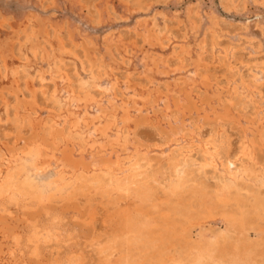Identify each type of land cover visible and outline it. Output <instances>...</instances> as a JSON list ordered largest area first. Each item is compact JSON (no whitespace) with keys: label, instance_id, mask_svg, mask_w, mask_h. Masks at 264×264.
Returning <instances> with one entry per match:
<instances>
[{"label":"rangeland","instance_id":"374dc122","mask_svg":"<svg viewBox=\"0 0 264 264\" xmlns=\"http://www.w3.org/2000/svg\"><path fill=\"white\" fill-rule=\"evenodd\" d=\"M68 96L84 103L72 106ZM72 117L82 121L76 129ZM51 138L58 148L74 149L86 171L38 168L40 154L54 153ZM117 157L123 164L114 171ZM263 175L264 0H0V264H220L223 242L228 255L246 247L251 264H264L257 250L264 247V209L254 206L264 198ZM237 210L248 211L246 228L226 219Z\"/></svg>","mask_w":264,"mask_h":264},{"label":"bare ground","instance_id":"6f19581e","mask_svg":"<svg viewBox=\"0 0 264 264\" xmlns=\"http://www.w3.org/2000/svg\"><path fill=\"white\" fill-rule=\"evenodd\" d=\"M257 1V0H256ZM138 2V1H137ZM224 2V1H223ZM74 3V2H73ZM240 3V2H239ZM79 4V3H78ZM125 4V3H124ZM101 6V5H100ZM127 6H124V7H122V8H126ZM149 8V7H148ZM99 9H100V7H99ZM101 11V10H100ZM81 12V11H80ZM117 12V11H116ZM123 12V11H122ZM103 13V12H102ZM101 13V14H102ZM200 13V12H199ZM120 14V13H119ZM126 16V15H125ZM127 18V17H126ZM164 18V17H163ZM175 18V17H174ZM140 19H142V17L140 18ZM210 19V18H209ZM177 20V19H176ZM185 20V19H184ZM211 20V19H210ZM88 21V20H87ZM100 22V21H99ZM91 23V22H90ZM141 22L139 21V22H137V25H139L140 26V28L141 27H143V26H147V25H143V24H140ZM145 23V22H144ZM170 23V22H169ZM193 24V23H192ZM135 25V24H134ZM185 26V25H184ZM45 27H46V25H45ZM133 27V26H132ZM150 27V26H149ZM156 27V26H155ZM195 27V26H194ZM45 29V28H44ZM142 29V28H141ZM136 30V29H135ZM140 30V29H139ZM153 30V29H152ZM143 31V30H142ZM142 31H140V32H142ZM154 32V31H153ZM57 33V32H56ZM148 33V32H147ZM116 34V33H115ZM137 34H138V32H137ZM153 34H155V33H152L151 35H153ZM168 34V33H167ZM120 35V34H119ZM139 35H141V34H139ZM143 35V39H144V43H147L148 41H147V39H148V35L146 36V35H144V34H142ZM106 36H108V35H106ZM110 37V36H109ZM111 37H112V35H111ZM116 37V36H115ZM141 38H142V36H140ZM184 37V36H183ZM149 38H152V36H150ZM247 38V37H246ZM109 39V38H108ZM112 39V38H111ZM111 39H110V42H111ZM114 39V38H113ZM153 39V38H152ZM152 39H150V41H152ZM155 39H157V38H154V40ZM169 39H171V38H169ZM208 40V39H207ZM107 41V40H106ZM115 41H118V40H115ZM156 41V40H155ZM158 41V40H157ZM105 42V41H104ZM103 42V43H104ZM119 42H120V40H119ZM107 43H108V41H107ZM112 43H113V40H112ZM151 43V42H150ZM108 44H110V43H108ZM114 44V43H113ZM153 43H151V45H152ZM62 45V44H61ZM106 45V44H105ZM153 45H155V44H153ZM152 45V46H153ZM176 45V44H175ZM179 45H181V44H179ZM204 45V44H203ZM160 46V45H159ZM158 46V47H159ZM164 46V45H163ZM163 46H161V47H163ZM209 46V45H208ZM3 47H4V45H3ZM2 47V48H3ZM123 47V46H122ZM141 47H142V45H141ZM154 47V46H153ZM61 48V47H60ZM128 48V47H127ZM140 48V47H139ZM141 49V48H140ZM181 49V48H180ZM108 50V49H107ZM137 50V49H136ZM177 50V49H176ZM182 50V49H181ZM113 51H114V49H113ZM173 51V50H172ZM180 51V50H179ZM3 52V51H2ZM85 52V51H84ZM108 52H110V51H108ZM132 52V51H131ZM154 52V51H153ZM159 52V51H158ZM180 52H182V51H180ZM233 52V51H232ZM111 53V52H110ZM125 53H127V49L125 50ZM133 53V52H132ZM155 53H156V51H155ZM123 54V53H122ZM138 54H140V53H138ZM146 53H144V54H142L141 56H143V55H145ZM157 54V53H156ZM176 54V53H175ZM219 54V53H218ZM48 55V54H47ZM111 55H113V54H111ZM127 55V54H126ZM147 55V54H146ZM151 54H149V56H150ZM158 55H160V54H158ZM184 55V54H183ZM129 56V55H128ZM249 56V55H248ZM35 57V56H34ZM125 57V56H124ZM131 57V56H130ZM134 57H137V54L136 53H134ZM133 57V58H134ZM148 57V56H147ZM115 58V57H114ZM157 58V57H156ZM126 59V58H125ZM130 59V58H129ZM153 59H155L154 57H153ZM179 59V58H178ZM185 59V58H184ZM207 59V58H206ZM2 60V59H1ZM103 60V59H102ZM138 61H140L139 63L143 66V69L144 70H146V71H148L149 70V64L148 63H145L144 61V59L142 58L141 60H139L138 59ZM152 61V60H151ZM199 61V60H198ZM137 62V61H136ZM147 62V61H146ZM161 62H163V61H161ZM173 62V61H172ZM175 62V61H174ZM80 63V62H79ZM153 63V62H152ZM157 64H159V62H156ZM184 63V62H183ZM193 63V62H192ZM241 63V62H240ZM122 65H124L123 63H121ZM140 64H139V66H140ZM164 64V63H163ZM181 64V63H180ZM4 65V64H3ZM165 65V64H164ZM164 65H162V66H164ZM176 65V64H175ZM196 65V64H195ZM198 65V64H197ZM109 66V65H108ZM137 66V65H136ZM153 66V65H152ZM158 67H159V65H157ZM200 66V65H199ZM6 66H4V68H5ZM154 67V66H153ZM164 67H166V65L164 66ZM111 68V67H110ZM138 68H141V67H137V70H138ZM156 68V67H155ZM160 68V67H159ZM195 67L193 66V69H194ZM102 69V68H101ZM175 69V68H174ZM107 70V69H106ZM112 70V69H111ZM160 70V69H159ZM165 70V69H164ZM199 70V69H198ZM103 71V70H102ZM172 71V70H171ZM173 71H175V70H173ZM179 71L180 72H182L180 69H179ZM183 71H184V69H183ZM193 71V70H192ZM194 71H195V69H194ZM194 71L193 72H191V74L192 73H194ZM85 72V71H84ZM101 72V71H100ZM111 73H113V72H111ZM153 73V72H152ZM174 73V72H173ZM177 73V72H176ZM179 73V72H178ZM183 73V72H182ZM189 73V72H188ZM99 74V73H98ZM114 74V73H113ZM112 74V75H113ZM149 74V73H148ZM157 74V73H156ZM168 74V73H167ZM247 74V73H246ZM116 75V74H115ZM143 75V74H142ZM149 75H151V73L149 74ZM162 75H164V74H162ZM179 75V74H178ZM196 75V74H195ZM92 76V75H91ZM153 76V75H152ZM187 76V75H186ZM192 76V75H191ZM246 76V75H245ZM128 77H130L129 76V74H128ZM183 77V76H182ZM182 77H180V78H182ZM189 77V76H188ZM195 77V76H194ZM111 78V77H110ZM190 78V77H189ZM222 78H224V77H222ZM106 79V78H105ZM115 79V78H114ZM183 79V78H182ZM191 79V78H190ZM196 79V78H195ZM153 80V79H152ZM193 80V79H192ZM191 80V81H192ZM106 81V80H105ZM110 81H112L113 82V80H111L110 79ZM125 81V80H124ZM147 81V80H146ZM184 81H186V80H184ZM242 81V80H241ZM251 81V80H250ZM71 82V81H70ZM103 82V81H102ZM136 82V81H135ZM187 82L188 81H186V84H185V86H188L187 85ZM207 82V81H206ZM244 82H245V80H244ZM152 83V82H151ZM155 83V82H154ZM156 83H157V81H156ZM185 83V82H184ZM215 83V82H214ZM241 83H243V82H241ZM106 84V83H105ZM108 84H112V83H108ZM153 84V83H152ZM189 84V83H188ZM217 84V83H216ZM258 84V83H257ZM114 85V84H113ZM174 85V84H173ZM195 85V84H194ZM229 85V84H228ZM255 85V84H254ZM78 86V85H77ZM116 86V85H115ZM125 86H126V84H125ZM253 86V85H252ZM127 87H128V85H127ZM169 87H171V86H169ZM189 87V86H188ZM187 87V88H188ZM192 87V86H191ZM195 87H197V85H195ZM233 87V86H232ZM245 87V86H244ZM256 87V86H255ZM79 88V87H78ZM111 88H112V86H111ZM186 88V87H185ZM198 88V87H197ZM110 89V88H109ZM189 89V88H188ZM247 89H248V87H247ZM114 90V89H113ZM124 91L126 90V89H123ZM128 90L129 89H127V91H125L126 93L128 92ZM224 90V89H223ZM253 90H255V89H253ZM56 91V90H55ZM110 91H112V89L110 90ZM170 91V90H169ZM187 91V90H186ZM185 91V92H186ZM190 91V90H189ZM57 92V91H56ZM69 92V91H68ZM67 92V93H68ZM113 92V91H112ZM133 92V91H132ZM178 92V91H177ZM258 92V91H257ZM34 93V92H33ZM55 93V92H54ZM58 93V92H57ZM67 93H65L66 95H68ZM85 93V92H84ZM170 93V92H169ZM229 93V92H228ZM52 94H53V92H52ZM172 94V93H171ZM188 94V93H187ZM62 95V94H61ZM104 95V94H103ZM127 95V94H126ZM131 95V94H130ZM134 95V94H133ZM136 95V94H135ZM159 95V94H158ZM190 95H192L191 93H190ZM196 95V94H195ZM247 95V94H246ZM49 96V95H48ZM90 96V95H89ZM128 96H129V94H128ZM249 96H251V95H249ZM255 96V95H254ZM68 97H71L70 98V101H69V103L68 104H70V105H72V106H76V107H80L83 103H84V101H83V99L82 98H80L79 96H68ZM132 98H134L135 96H131ZM191 97H193V96H191ZM262 97V96H261ZM61 98H63V97H61ZM88 98V97H87ZM116 98V97H115ZM131 98V99H132ZM189 98V97H188ZM254 98V97H253ZM86 99V98H85ZM90 99H92V100H94L93 98H91L90 97ZM129 99H130V97H129ZM159 99V98H158ZM164 99V98H163ZM162 99V100H163ZM248 99V98H247ZM252 99V98H251ZM255 99V98H254ZM63 100H64V98H63ZM112 100V99H111ZM143 100H144V98H143ZM54 101V100H53ZM68 101V100H67ZM89 102V104H90V100H88ZM142 101V100H141ZM157 101V100H156ZM168 101V100H167ZM56 102V101H55ZM86 102V101H85ZM97 102V101H96ZM112 102V101H111ZM224 102V101H223ZM244 102V101H243ZM94 103V102H93ZM99 103V102H98ZM110 103V102H109ZM116 103V102H115ZM114 103V104H115ZM121 103H123V102H121ZM172 103V102H171ZM95 104H97V103H95ZM95 104H94V106H95ZM130 104V103H129ZM48 105V104H47ZM54 105H55V103H54ZM91 105V104H90ZM100 105H101V103H100ZM134 105H135V103H134ZM170 105V104H169ZM224 105V104H223ZM246 105V104H245ZM86 107H88L87 105H85ZM126 105H124V106H122V107H125ZM181 106V105H180ZM36 107V106H35ZM49 107H50V105H49ZM61 107V106H60ZM84 107V106H83ZM82 107V108H83ZM89 107H91V106H89ZM92 107H93V105H92ZM91 107V108H92ZM96 107V106H95ZM103 107V106H102ZM121 107V108H122ZM128 107V106H127ZM168 107V106H167ZM68 108V107H67ZM90 108V109H91ZM97 108H101V107H97ZM119 108V107H118ZM231 108V107H230ZM39 109V108H38ZM55 109V108H54ZM62 109V108H61ZM84 109V108H83ZM87 109V108H86ZM89 109V108H88ZM95 109V108H94ZM94 109H93V111H94ZM103 109H104V107H103ZM123 109V108H122ZM169 109H171V108H169ZM105 110V109H104ZM118 110V109H117ZM228 110V109H227ZM17 111V110H16ZM35 111V110H34ZM53 111V110H52ZM58 111H61L60 109L58 110ZM70 111V110H69ZM88 111V110H87ZM103 111V110H102ZM123 111V110H122ZM125 111V110H124ZM123 111V112H124ZM127 111V110H126ZM139 111V110H138ZM71 112V111H70ZM104 112V111H103ZM113 112V111H112ZM224 112H226V111H224ZM232 112V111H231ZM231 112H229V113H231ZM255 112V111H254ZM74 113V112H73ZM89 113V112H88ZM91 113V112H90ZM95 113V112H94ZM94 113H92L93 114V116L92 117H94V116H96V115H94ZM110 113V112H109ZM118 113V112H117ZM125 113V112H124ZM226 113H228V112H226ZM81 114V113H80ZM79 114V115H80ZM99 114V113H98ZM112 114V113H111ZM131 114V113H130ZM224 114V113H223ZM222 114V115H223ZM75 115V114H74ZM105 115V114H104ZM104 115H103V117H104ZM117 115V114H116ZM217 116H218V114H216ZM72 116V115H71ZM70 116V117H71ZM77 116V115H76ZM86 116V115H85ZM106 116H108L107 115V113H106ZM111 116V115H110ZM115 116V115H114ZM122 116V115H121ZM120 116V117H121ZM167 116H169V114L167 115ZM193 116V115H192ZM220 116V115H219ZM119 117V116H118ZM123 117V116H122ZM224 117V116H223ZM230 117H232V115L230 116ZM73 118V117H72ZM97 118V117H96ZM100 118V117H99ZM111 118H112V116H111ZM168 118H170V117H168ZM219 118V117H218ZM217 118V119H218ZM233 118V117H232ZM231 118V119H232ZM15 119V118H14ZM81 119V118H80ZM87 119V118H86ZM108 119V118H107ZM113 119H114V117H113ZM178 119V118H177ZM15 120H17V119H15ZM89 120H90V118H89ZM91 120H95V119H91ZM98 120V119H97ZM106 120V119H105ZM111 120V119H110ZM122 120V119H121ZM120 120V121H121ZM124 120V119H123ZM128 121H129V119H127ZM225 120V119H224ZM69 121H70V119H69ZM80 121V120H79ZM78 119H77V117H74L72 120H71V125H72V127H77L78 126ZM119 121V120H118ZM226 121V120H225ZM62 122V121H61ZM60 122V123H61ZM65 122V121H64ZM80 122H82V121H80ZM87 122V121H86ZM89 122V121H88ZM98 123H99V121H97ZM122 122V121H121ZM124 122H126V121H124ZM169 122V121H168ZM172 122V121H171ZM221 122V121H220ZM236 122V121H235ZM14 123V122H13ZM59 123V122H58ZM63 123V122H62ZM117 123V122H116ZM30 124V123H29ZM68 124H70V123H68ZM88 123H86V125H87ZM97 124V123H96ZM102 124V123H101ZM106 124V121H105V123H104V125ZM118 124H120L119 122H118ZM122 124V123H121ZM127 124V123H126ZM27 125V124H26ZM71 125H69V126H71ZM84 125V124H83ZM85 125V126H86ZM90 125V124H89ZM95 125V124H94ZM93 125V126H94ZM123 125V124H122ZM121 125V126H122ZM165 125V124H164ZM181 125V124H180ZM30 126V125H29ZM42 126L44 127V125L42 124ZM65 126V124L63 125V127ZM80 126V125H79ZM78 126V127H79ZM92 126V125H91ZM100 126V125H99ZM102 126H103V124H102ZM106 127H108L109 126V124L108 125H105ZM111 126H113V125H111ZM110 126V127H111ZM189 126V125H188ZM16 127V126H15ZM77 127V128H78ZM96 127V126H95ZM109 127V128H110ZM115 127V126H114ZM180 127H182V126H180ZM231 127V126H230ZM35 128H37V126H35ZM86 128V127H85ZM97 128V127H96ZM99 128V127H98ZM109 128H107V129H109ZM113 128V127H112ZM122 128L124 129L125 127H123L122 126ZM127 128V127H126ZM177 128V127H176ZM179 128V127H178ZM76 129V128H75ZM93 129V128H92ZM107 129H105L104 128V131L103 132H106L105 130H107ZM191 129V128H190ZM246 129V128H245ZM70 130H72V128L70 129ZM74 130V129H73ZM96 130V129H95ZM94 130V131H95ZM102 130H103V128H102ZM101 130V131H102ZM45 131V130H44ZM93 131V130H92ZM93 131V133L95 134V132H97V131H95L94 132ZM99 132H100V129L98 130ZM122 131V130H121ZM215 131V130H214ZM36 132H37V130H36ZM39 132H40V130H39ZM39 132H38V134H39ZM83 132V131H82ZM102 132V133H103ZM112 132V131H111ZM115 132V131H114ZM129 132V131H128ZM178 132H180V131H178ZM177 132V133H178ZM245 132V131H244ZM63 133V132H62ZM88 133H91V131H89V132H87V136H88ZM98 133V132H97ZM101 133V132H100ZM113 133V132H112ZM187 133V132H186ZM198 133V132H197ZM48 134H49V132H48ZM104 134V133H103ZM108 134V133H107ZM116 135L118 134V132L117 133H115ZM172 134V133H171ZM179 134V133H178ZM189 134V133H188ZM192 134V133H191ZM199 134V133H198ZM35 135V134H34ZM54 135V134H53ZM96 135V134H95ZM98 135V134H97ZM106 135V133L104 134V136ZM177 135V134H176ZM200 135V134H199ZM39 136V135H38ZM37 136V137H38ZM110 136V135H109ZM115 136V135H114ZM124 137L125 136H127L126 134L125 135H123ZM182 136V135H181ZM245 136V135H244ZM73 137V135L71 136V138ZM90 137H93V136H90ZM102 137V136H101ZM111 137V136H110ZM109 137V138H110ZM116 137V136H115ZM114 137V138H115ZM173 137H175V136H173ZM183 137V136H182ZM185 137V136H184ZM196 137V136H195ZM54 138V137H53ZM87 138V137H86ZM97 138H99V137H97ZM118 138V137H117ZM208 138H210V137H208ZM246 138V137H245ZM106 139V138H105ZM110 139H112V137L110 138ZM116 139V138H115ZM115 139H112V140H114V142H115ZM122 139V138H121ZM124 139V138H123ZM122 139V140H123ZM177 139V138H176ZM180 139V138H179ZM184 139V138H183ZM195 139V138H194ZM205 139V138H204ZM227 139V138H226ZM38 140H39V138H38ZM98 140V139H97ZM117 140V139H116ZM120 140V139H119ZM125 140V139H124ZM186 140V139H185ZM190 140V139H189ZM196 140V139H195ZM201 140V139H200ZM199 140V141H200ZM203 140V139H202ZM202 140H201V142H202ZM246 140V139H245ZM33 141H34V139H33ZM43 141L44 142H47L48 141V139L47 138H44L43 139ZM59 141H61V140H59ZM79 141V140H78ZM92 141V140H91ZM103 141V140H102ZM121 141V140H120ZM188 141V140H187ZM192 140H190V142H191ZM209 141V140H208ZM211 141V140H210ZM36 142V141H35ZM72 142V141H71ZM86 142V141H85ZM98 142V141H97ZM96 142V143H97ZM192 142H194V141H192ZM191 142V143H192ZM214 142V141H213ZM220 142V141H219ZM227 142V141H226ZM33 143V142H32ZM39 143V142H38ZM49 143L52 145V147L54 148L53 150H54V153H53V151L52 152H47V150L45 151V153H44V156H43V154H40V161H39V163H37L36 161V166H38V168H41V170H44V169H46V168H48V167H50V166H52L53 164H56V166H58V168L60 169H65V168H72L73 170H74V172H75V170L76 171H79L81 168H84L85 169V171H86V169H87V165H88V163L87 162H85L82 158H80V160H78L77 158H75L74 157V155H73V150L74 149H69V148H63V149H61V148H58L55 144H54V140L51 138V140L49 141ZM48 143V144H49ZM80 143V142H79ZM96 143H95V146H96ZM99 143V142H98ZM105 143V142H104ZM103 143V144H104ZM111 143V142H110ZM116 143H117V141H116ZM188 143V142H187ZM197 143V142H196ZM211 143V142H210ZM218 143V142H217ZM46 144V143H45ZM81 144V143H80ZM86 144L88 145V141L86 142ZM119 144V143H118ZM201 144V143H200ZM207 144V143H206ZM220 144V143H219ZM78 145V144H77ZM93 145H94V143H93ZM92 145V146H93ZM110 145V144H109ZM116 145V144H115ZM120 145H121V142H120ZM202 145V144H201ZM208 145H210V144H208ZM212 145V144H211ZM215 145H217V144H215ZM215 145H213V146H215ZM17 146V145H16ZM28 146V145H27ZM27 146H25V147H27ZM35 146V145H34ZM43 146H45V145H43ZM89 147L91 146V145H88ZM98 146H99V144H98ZM100 146H101V144H100ZM104 146V145H103ZM113 146H114V144H113ZM125 146V145H124ZM198 146V145H197ZM203 146H205V144L203 145ZM29 147H30V145H29ZM29 147H27L28 148V150H29ZM82 147V146H81ZM85 147V146H84ZM83 147V148H84ZM108 147V146H107ZM121 147H122V145H121ZM201 147V146H200ZM206 148H207V145L205 146ZM32 148H33V146H32ZM47 148V146H45V149ZM94 147H92V149H93ZM99 148V147H98ZM97 148V149H98ZM103 148V147H102ZM120 148V147H119ZM232 148V147H231ZM246 148V147H245ZM39 149V148H38ZM44 149V150H45ZM91 149V148H90ZM126 149H128V148H126ZM201 149V148H200ZM202 149H203V147H202ZM215 150H216V148H214ZM219 149V148H218ZM217 149V150H218ZM242 149H243V146H242ZM241 149V150H242ZM22 150V149H21ZM24 150V149H23ZM31 150V149H30ZM39 150H41V148L39 149ZM38 150V151H39ZM43 150V149H42ZM99 150V149H98ZM105 150V149H104ZM244 150V149H243ZM243 150H242V152H243ZM249 150V149H248ZM19 151V150H18ZM25 151H27V149L25 150ZM50 151V150H49ZM55 151H58V152H60L61 154H60V156H57L56 155V152ZM118 151V150H117ZM119 151H120V149H119ZM205 151H207V150H205ZM229 151V150H228ZM4 152V151H3ZM93 152V151H92ZM96 152H98V151H96ZM100 152V151H99ZM98 152V153H99ZM208 152H210V151H208ZM207 152V154L206 155H208V154H210V153H208ZM216 152V151H215ZM226 152V151H225ZM5 153V152H4ZM7 153V152H6ZM23 153V152H22ZM102 153H103V151H102ZM217 153V152H216ZM229 153V152H228ZM241 153V152H240ZM239 153V155H241ZM8 154V153H7ZM127 154V153H126ZM125 154V155H126ZM129 154V153H128ZM132 154V153H131ZM136 154V153H135ZM203 154H205V153H203ZM214 154V153H213ZM245 154V153H244ZM243 154V155H244ZM249 154V153H248ZM254 154V153H253ZM252 154V155H253ZM2 155V154H1ZM5 155V154H4ZM11 155V154H10ZM16 155V154H15ZM39 155V154H38ZM102 155H104V154H101V156L100 157H102ZM112 155V154H111ZM167 155H168V153H167ZM202 155V154H201ZM246 155V154H245ZM250 155V154H249ZM6 156V155H5ZM13 156V155H12ZM12 156H10V157H12ZM108 156V155H107ZM114 156V155H113ZM122 156V155H121ZM132 156V155H131ZM214 156V155H213ZM251 156V155H250ZM42 157H44V158H42ZM99 157V156H98ZM97 157V158H98ZM106 157V156H105ZM122 157H124V156H122ZM126 157H129L128 155L127 156H125L124 158H126ZM133 157V156H132ZM218 157V156H217ZM220 157V156H219ZM235 157V156H234ZM233 157V158H234ZM4 158V156L2 157V159ZM115 158V157H114ZM123 158V159H124ZM205 158V157H204ZM207 158V157H206ZM206 158H205V160H206ZM212 158V157H211ZM236 158V157H235ZM251 158H253V157H251ZM82 159V160H81ZM89 159V158H88ZM128 159V158H127ZM136 159V158H135ZM213 159V158H212ZM8 160V159H7ZM90 160V159H89ZM104 160H106V159H104ZM121 159H119L118 157L116 158V160L114 161V162H112V164H111V168L114 170V171H116V170H118V168H119V166H121L120 164H123V163H121V161H120ZM129 160V159H128ZM230 160H232L231 158H230ZM236 160V159H235ZM234 159H233V161H235ZM237 160H238V158H237ZM252 160V159H251ZM109 161V160H108ZM124 161V160H123ZM241 161H242V159H241ZM5 162V161H4ZM9 162V161H8ZM127 162V161H126ZM129 162V161H128ZM140 162H141V160H140ZM207 162V161H206ZM214 162V161H213ZM222 162V161H221ZM240 162V161H239ZM6 163H7V161H6ZM93 163H95V162H93ZM212 163V162H211ZM235 163H237V162H235ZM245 163V162H244ZM10 164V163H9ZM30 164V163H29ZM34 164V163H33ZM92 164V163H91ZM131 164V163H130ZM133 164V163H132ZM216 163H214V165H215ZM228 164V163H227ZM229 164H231L230 162H229ZM229 164H228V166H229ZM234 164V163H233ZM241 164V163H240ZM6 165V164H5ZM5 165H3V166H5ZM11 165V164H10ZM102 165V164H101ZM136 165H137V163H136ZM178 165V164H177ZM222 165V164H221ZM232 165V164H231ZM235 165V164H234ZM234 165H232V167L234 166ZM34 166V165H33ZM55 166V165H54ZM95 166V165H94ZM100 166V165H99ZM98 166V167H99ZM106 167V166H108V162H104L103 163V167ZM113 166V167H112ZM123 167H124V165H122ZM126 166H128V165H126ZM132 166V165H131ZM223 166V165H222ZM243 166V165H242ZM6 167V166H5ZM90 167H92V168H95V167H93V166H90ZM98 167H97V169H98ZM102 167V168H103ZM122 167V168H123ZM135 167H137V166H135ZM141 167V166H140ZM229 167H231V166H229ZM228 167V168H229ZM238 167H240V166H238ZM251 167V166H250ZM36 168V167H35ZM52 168V167H51ZM50 168V169H51ZM100 168V167H99ZM121 168V169H122ZM128 168H131L130 166L128 167ZM142 168V167H141ZM166 168V167H165ZM237 168V167H236ZM5 169H7V168H5ZM37 169V168H36ZM35 169V170H36ZM49 169V170H50ZM83 169V170H84ZM120 169V168H119ZM224 169H225V167H224ZM231 169V168H230ZM238 169V168H237ZM240 169V168H239ZM243 169V168H242ZM249 169V168H248ZM68 169H66V171H67ZM71 170V169H70ZM89 170V169H88ZM111 170V169H110ZM126 170H128V169H126ZM132 170V169H131ZM137 170V169H136ZM232 170H234V169H232ZM249 170H251V169H249ZM254 170V169H253ZM34 171V170H33ZM57 171V170H56ZM103 171V170H102ZM108 171V170H107ZM124 171V170H123ZM133 171H135V170H133ZM140 171V170H139ZM138 171V172H139ZM144 171V170H143ZM177 171V170H176ZM226 171H228V169L226 168ZM245 171V170H244ZM246 171H247V169H246ZM245 171V172H246ZM13 172V171H12ZM17 172V171H16ZM34 172H37V170L36 171H34ZM72 172V171H71ZM142 172V171H141ZM156 172V171H155ZM229 172V171H228ZM234 172H238V171H234ZM249 171H247V173H248ZM90 173V172H89ZM93 173H95V171L93 172ZM110 173V172H109ZM118 173V172H117ZM120 173V172H119ZM122 173H125V172H122ZM127 173V172H126ZM130 173V172H129ZM129 173H128V175H129ZM133 173V172H132ZM146 173V172H145ZM174 173V172H173ZM180 173V172H179ZM244 173V172H243ZM18 174V173H17ZM63 174V173H62ZM79 174H80V172H79ZM84 174V173H83ZM82 173H81V176L80 177H84L85 178V176L83 175ZM101 174H103V173H101ZM116 174V173H115ZM138 174H140V172L138 173ZM137 174V175H138ZM155 174V173H154ZM176 174V173H175ZM178 174V173H177ZM223 174H225L224 172H223ZM237 174V173H236ZM13 175V174H12ZM11 175V176H12ZM15 175H16V173H15ZM58 175V174H57ZM78 175V174H77ZM112 175V174H111ZM119 175H122V174H119ZM133 175V174H132ZM174 175V174H173ZM228 175V174H227ZM231 175V174H230ZM229 175V176H230ZM260 175V174H259ZM19 176V175H18ZM60 176V175H59ZM62 176V175H61ZM68 176V175H67ZM67 176H65V177H67ZM104 176V175H103ZM108 176V175H107ZM117 176V175H116ZM123 176V175H122ZM131 176V175H130ZM129 176V177H130ZM134 176V175H133ZM176 176V175H175ZM225 176V175H224ZM231 176H234L233 178H235V175H231ZM248 176V175H247ZM261 176V175H260ZM264 176V175H263ZM2 177H3V175H2ZM13 178L15 177L14 175L12 176ZM57 177V176H56ZM56 177H54V178H56ZM120 177V176H119ZM126 177V176H125ZM173 177V176H172ZM179 177V176H178ZM25 178V177H24ZM61 179H62V177H60ZM69 178V177H68ZM74 178V177H73ZM87 178V177H86ZM85 178V179H86ZM89 178V177H88ZM92 178V177H91ZM115 178V177H114ZM131 178V177H130ZM140 178V177H139ZM176 178V177H175ZM240 178V177H239ZM264 178V177H263ZM3 179V178H2ZM7 179H8V177H7ZM60 179V180H61ZM77 179H78V177H77ZM98 179V178H97ZM117 178H115V180H116ZM120 179V178H119ZM126 179H128V178H126ZM236 179V178H235ZM1 180V179H0ZM54 180H56V179H54ZM57 180H59V179H57ZM69 180V179H68ZM87 180V179H86ZM103 180V179H102ZM136 180H138V178L136 179ZM140 180H141V178H140ZM143 180V179H142ZM178 180H179V178H178ZM180 180H182V179H180ZM179 180V181H180ZM231 180H233V179H231ZM258 180V179H257ZM9 181V180H8ZM8 181H6V183L8 182ZM22 181V180H21ZM27 181V180H26ZM50 181V180H49ZM62 181V180H61ZM64 181H66V180H64ZM82 181V180H81ZM88 181V180H87ZM87 181H85V182H87ZM100 181V180H99ZM104 181V180H103ZM107 181H109L108 179H107ZM113 181H114V179H113ZM112 181V182H113ZM117 181H118V179H117ZM124 181V180H123ZM239 181V180H238ZM3 182H4V180H3ZM83 182V181H82ZM126 182V181H125ZM131 182V181H130ZM130 182H128L127 184H129ZM142 182V181H141ZM230 182V181H229ZM242 182V181H241ZM2 183V182H1ZM20 183V182H19ZM37 183V182H36ZM43 183V182H42ZM52 183H53V180H52ZM57 183H59L58 181H57ZM56 183V181H55V184H57ZM77 183V182H76ZM75 183V184H76ZM99 183V182H98ZM119 183H120V181H119ZM122 183V182H121ZM243 183V182H242ZM260 183V182H259ZM9 184V183H8ZM8 184H6V185H8ZM13 184V183H12ZM18 184V183H17ZM15 185V182H14V185L15 186H19V185ZM23 184H24V182H23ZM29 184V183H28ZM60 184H62V183H60ZM59 184V185H60ZM66 184H68V182L66 183ZM100 184V183H99ZM105 184V183H104ZM107 184V183H106ZM111 184V183H110ZM123 184V183H122ZM126 184V185H127ZM132 184V183H131ZM0 185H3V183L2 184H0ZM22 185V184H21ZM70 185H71V183H70ZM70 185H69V187H70ZM115 185V184H114ZM113 185V186H114ZM119 185V184H118ZM125 185V186H126ZM133 185V184H132ZM135 185V184H134ZM142 185H144V184H142ZM141 185V186H142ZM175 185V184H174ZM174 185H172V186H174ZM227 185H229V184H227ZM264 185V184H263ZM9 186H10V184H9ZM15 186H14V188H15ZM34 186H35V184H34ZM54 186H56V185H54ZM63 186V185H62ZM64 186H65V183H64ZM112 186V187H113ZM140 186V185H139ZM145 186V185H144ZM169 186H171V185H169ZM176 186V185H175ZM226 186V185H225ZM235 186V185H234ZM260 186H261V184H260ZM6 186H4V188H5ZM8 187V186H7ZM50 188H51V186H49ZM57 187H59V186H57ZM68 187V186H67ZM71 187H72V185H71ZM129 187H131V186H129ZM136 187V186H135ZM237 187V186H236ZM37 188V187H36ZM85 188V187H84ZM119 188H120V185H119ZM125 188V187H124ZM133 188H134V186H133ZM140 188V187H139ZM156 188V187H155ZM28 189V188H27ZM26 189V190H27ZM35 189V188H34ZM39 189V188H38ZM56 189V188H55ZM59 189V188H58ZM58 189H57V191H58ZM75 189V188H74ZM111 189V188H110ZM115 189V188H114ZM192 189V188H191ZM234 189H236V188H234ZM2 190H3V188H2ZM21 190H23V188H21ZM20 190V191H21ZM31 190V189H30ZM71 191L73 190V189H70ZM118 190V189H117ZM116 190V191H117ZM134 190V189H133ZM232 190V189H231ZM6 191V190H5ZM7 191L9 192V189H7ZM15 191V190H14ZM16 191H18V190H16ZM20 191H19V193H20ZM32 191V190H31ZM41 191V190H40ZM43 191V190H42ZM60 191V190H59ZM168 191V190H167ZM166 191V192H167ZM236 191H238L237 189H236ZM3 192V191H2ZM12 192V191H11ZM28 190L26 191V193L25 194H27L28 195ZM35 192V191H34ZM62 192V191H61ZM126 192V191H125ZM129 192V191H128ZM170 192V191H169ZM259 192V191H258ZM0 193H1V191H0ZM21 193H22V191H21ZM48 193V192H47ZM116 193V192H115ZM119 193V192H118ZM204 193V192H203ZM4 193H2V195H3ZM5 194H7V193H5ZM10 194V193H9ZM24 194V193H23ZM43 194H45V193H43ZM56 194V193H55ZM127 194V193H126ZM206 194V193H205ZM12 195V194H11ZM10 195V196H11ZM33 195H37V194H33ZM47 195V194H46ZM70 195V194H69ZM174 195V194H173ZM172 195V196H173ZM208 195V194H207ZM236 195V194H235ZM255 195V194H254ZM7 196H8V194H7ZM42 196H45V195H42ZM49 196V195H48ZM53 196V195H52ZM66 196V195H65ZM90 196V195H89ZM143 196V195H142ZM159 196H160V194H159ZM191 196V195H190ZM209 196V195H208ZM0 197H2V196H0ZM13 197V196H12ZM21 197V196H20ZM34 197V196H33ZM32 197V198H33ZM39 197V196H38ZM62 198H63V196H61ZM171 197V196H170ZM16 198V197H15ZM22 198H24V197H22ZM26 198V197H25ZM24 198V200H26ZM48 198V197H47ZM67 198H68V196H67ZM91 198V197H90ZM233 198H234V196H233ZM247 198H248V196H247ZM250 198V197H249ZM7 199V198H6ZM12 199V198H11ZM101 199V198H100ZM141 199V198H140ZM4 200V199H3ZM18 200H19V198H18ZM35 200V199H34ZM36 200H37V198H36ZM102 200V199H101ZM109 200V199H108ZM107 200V201H108ZM249 200V199H248ZM6 201V200H5ZM8 201V200H7ZM12 201H13V199H12ZM29 201H31V199H29ZM39 201V200H38ZM20 202V201H19ZM18 202V203H19ZM32 202V201H31ZM37 202V201H36ZM43 202V201H42ZM106 202V201H105ZM235 202V201H234ZM249 202V201H248ZM69 203V202H68ZM73 203V202H72ZM75 203V202H74ZM210 203V202H209ZM16 204H17V202H16ZM36 204V203H35ZM38 204V203H37ZM201 204V203H200ZM13 205V204H12ZM29 205V204H28ZM90 206V205H89ZM115 206V205H114ZM255 208H257V207H260V208H263L264 209V198H257L256 199V201H255ZM150 207V206H149ZM169 207V206H168ZM216 207V206H215ZM253 207V206H252ZM240 208V207H239ZM245 208V207H244ZM235 209V208H234ZM31 210V209H30ZM153 210V209H152ZM78 211V210H77ZM207 211H208V209H207ZM53 212V211H52ZM62 212V211H61ZM215 212V211H214ZM249 212H251V211H249ZM7 213V212H6ZM61 214V213H60ZM130 214V213H129ZM168 214V213H167ZM167 214H165V215H167ZM218 214V213H217ZM263 214V213H262ZM161 215H163V213L161 214ZM169 215V214H168ZM209 215H211V214H209ZM23 216V215H22ZM164 217V216H163ZM192 217V216H191ZM249 217H250V215H249V213H248V211H244V210H237V212L236 213H233V214H229V215H227L226 216V219L227 220H229V221H232V222H234V223H238V224H240V225H242V226H245L246 224H247V222H250V220L248 221V219H249ZM126 218V217H125ZM223 218V217H222ZM122 220V219H121ZM121 220H120V222H121ZM124 220V219H123ZM127 220V219H126ZM169 219L167 218V221H168ZM198 220V219H197ZM125 221V220H124ZM0 222H1V224H2V222H3V218H1V216H0ZM252 222V221H251ZM54 224V223H53ZM119 224V223H118ZM168 224H172V223H170V221L168 222ZM229 224V223H228ZM250 224H252V223H250ZM174 225V224H173ZM230 225V224H229ZM234 225V224H233ZM232 225V226H233ZM260 225V224H259ZM1 226V225H0ZM8 226V225H7ZM156 226V225H155ZM158 226V225H157ZM160 226V225H159ZM164 226V225H163ZM166 226V225H165ZM164 226V227H165ZM55 227V226H54ZM94 227V226H93ZM163 227V228H164ZM234 228L236 227V225L235 226H233ZM240 227V226H239ZM247 227V225L245 226V228ZM6 228V227H5ZM51 228H53V227H51ZM56 228V227H55ZM157 228V227H156ZM166 228V227H165ZM169 228V227H168ZM167 228V229H168ZM170 228H171V226H170ZM237 228V227H236ZM235 228V229H236ZM47 229V228H46ZM65 229V228H64ZM139 229V228H138ZM210 229V228H209ZM3 230H4V228H3ZM45 230V229H44ZM80 230V229H79ZM177 230V229H176ZM231 230H233V229H231ZM247 230V229H246ZM6 231V230H5ZM50 231H51V229H50ZM61 231V230H60ZM127 230H125V232H126ZM158 231H160V230H158ZM163 231V230H162ZM170 231V230H169ZM173 231V230H172ZM224 231H225V229H224ZM223 231V232H224ZM236 231V230H235ZM234 231V232H235ZM259 231V230H258ZM41 232V231H40ZM67 232V231H66ZM124 232V231H123ZM171 232V231H170ZM181 232H182V230H181ZM243 232H244V230H243ZM242 232V233H243ZM261 232V231H260ZM264 232V231H263ZM126 233H128V232H126ZM136 233H137V231H136ZM160 233V232H159ZM159 233H157V234H159ZM168 233V232H167ZM210 234H211V232H209ZM229 233V232H228ZM50 234V233H49ZM51 234H52V232H51ZM115 234H116V232H115ZM157 234L155 235V236H157ZM169 234V233H168ZM172 234V233H171ZM181 234V233H180ZM187 234V233H186ZM213 234V233H212ZM235 234H238V233H236L235 232ZM234 234V235H235ZM261 234V233H260ZM42 235V234H41ZM122 234H120V236H121ZM133 235V234H132ZM140 235V234H139ZM166 235V234H165ZM165 235H163V236H165ZM179 235V234H178ZM183 235H185V234H183ZM199 235H200V233H199ZM199 235L197 236V237H199ZM216 235V234H215ZM222 234H220V236H221ZM224 235V234H223ZM222 235V236H223ZM18 236V235H17ZM38 236V235H37ZM62 236V235H61ZM70 236V235H69ZM161 237H162V235H160ZM159 236V238L161 239V237ZM167 237H168V235H166ZM165 236V238H167ZM206 236V235H205ZM217 236V235H216ZM240 236V235H239ZM238 236V237H239ZM244 236V235H243ZM242 236V234H241V237H243ZM44 237V236H43ZM115 237V236H114ZM169 237H170V235H169ZM168 237V240H170L171 239V237L169 238ZM172 237H174V236H172ZM181 237H182V235H181ZM218 237H219V235H218ZM231 237V239H233L232 237L233 236H230ZM229 237V238H230ZM245 237V236H244ZM260 237V236H259ZM131 238V237H130ZM148 238H150V237H148ZM62 239V238H61ZM118 239V238H117ZM154 239H155V237H154ZM157 239V238H156ZM160 239H159V241H160ZM216 239V238H215ZM214 239V240H215ZM240 239V238H239ZM249 239V238H248ZM260 239V238H259ZM57 240V239H56ZM59 240V239H58ZM64 240V239H63ZM120 240V239H119ZM140 240V239H139ZM153 240V239H152ZM165 240V239H164ZM197 240V239H196ZM195 240V241H196ZM199 240H200V238H199ZM203 240V239H202ZM205 240V239H204ZM220 240V239H219ZM228 240V239H227ZM226 240V241H227ZM113 241V240H112ZM130 241V240H129ZM132 241V240H131ZM163 241V240H162ZM218 241V239L216 240V243H218L217 242ZM226 241H225V243H226ZM245 241V240H244ZM27 242V241H26ZM33 242V241H32ZM63 242V241H62ZM103 242V241H102ZM125 242V241H124ZM143 242H144V240H143ZM158 242V241H157ZM170 242H171V240H170ZM56 243H57V241H56ZM111 243V242H110ZM126 243V242H125ZM128 243V242H127ZM146 243V242H145ZM167 243H168V241H167ZM200 243H202V242H200ZM199 243V244H200ZM210 243V242H209ZM212 243V242H211ZM210 243V244H211ZM240 243V242H239ZM242 243V242H241ZM255 243H257V242H255ZM259 243V242H258ZM261 243V242H260ZM259 243V244H260ZM264 243V242H263ZM106 244V243H105ZM131 244V243H130ZM134 244V243H133ZM143 245H144V243H142ZM155 244V243H154ZM157 244V243H156ZM155 244V245H156ZM219 245L218 246H220V243H218ZM227 244V243H226ZM225 244V245H226ZM243 244V243H242ZM247 244V243H246ZM253 245H254V243H252ZM252 244L250 245V246H252ZM262 244V243H261ZM109 245V244H108ZM119 245V244H118ZM128 245V244H127ZM132 245V244H131ZM139 245H140V243H139ZM151 245H152V243H151ZM155 245H154V247H155ZM158 245H160V243L158 244ZM189 245V244H188ZM193 245V244H192ZM201 245H203V244H200V247H201ZM223 245H224V242L222 243V248L224 249V247H223ZM263 245V244H262ZM96 246V245H95ZM142 246V245H141ZM199 246V245H198ZM226 246H228V245H226ZM225 246V247H226ZM232 246H234V245H232ZM231 246V247H232ZM244 246V245H243ZM246 246V245H245ZM249 246V247H250ZM261 246V245H260ZM35 247V246H34ZM38 247V246H37ZM93 247V246H92ZM98 247H102V246H98ZM132 247V246H131ZM157 247V246H156ZM177 247V246H176ZM206 247V246H205ZM230 247V248H231ZM22 248V247H21ZM110 248V247H109ZM138 248V247H137ZM158 248V247H157ZM184 248V247H183ZM215 248H217V247H215V245H212V246H208V248L206 249L207 250V252H209V255H210V253L215 249ZM220 248V247H219ZM218 248V250H219V252L217 251V253H218V255H219V253L221 254H223V257L224 256H226V258L225 259H223L222 258V261L220 262V264H251V259H250V251L251 250H248V249H246V247H244V248H242V249H232V251H231V253H229V255L227 254V251H225V250H221V249H219ZM229 248V249H230ZM256 248V247H255ZM118 249V248H117ZM134 249V248H133ZM166 249V248H165ZM188 249V248H187ZM196 249V248H195ZM250 249V248H249ZM257 249V248H256ZM38 250V249H37ZM127 250V249H126ZM143 250V249H142ZM194 250V249H193ZM200 250V249H199ZM227 250V249H226ZM257 250H259L262 254L264 253V247H258V249ZM135 251H136V249H135ZM253 251V250H252ZM33 252V251H32ZM129 252V251H128ZM254 252V251H253ZM257 252V251H256ZM24 253V252H23ZM34 253V252H33ZM37 253V252H36ZM145 253V252H144ZM166 253V252H165ZM182 253V252H181ZM259 253V252H258ZM257 253V254H258ZM47 254V253H46ZM73 254V253H72ZM82 254V253H81ZM99 254V253H98ZM111 254V253H110ZM131 254V253H130ZM143 254V253H142ZM203 254V253H202ZM206 254V253H205ZM137 255V254H136ZM204 255V254H203ZM254 255V254H253ZM255 255H256V253H255ZM259 255V254H258ZM257 255V256H258ZM28 256V255H27ZM70 256V255H69ZM127 256V255H126ZM154 256V255H153ZM162 256V255H161ZM215 256H217V255H215ZM219 256H222V255H219ZM35 257V256H34ZM124 257V256H123ZM195 257V256H194ZM206 257H207V255H206ZM259 257H261V256H259ZM258 257V258H259ZM126 258V257H125ZM216 258V257H215ZM257 258V259H258ZM136 259V258H135ZM211 259V258H210ZM36 260V259H35ZM125 260V259H124ZM144 260H145V258H144ZM193 260H195L196 261V259H193ZM219 260V259H218ZM67 261V260H66ZM72 261V260H71ZM121 261V260H120ZM126 261L127 260H125V263H126ZM138 261V260H137ZM206 261H207V259H206ZM74 262V261H73ZM72 262V263H73ZM140 262V261H139ZM190 262V261H189ZM205 262V261H204ZM209 262H210V260H209ZM214 263V262H213ZM216 263V262H215ZM60 264V263H59ZM69 264H71V263H69ZM124 264V263H123ZM127 264V263H126ZM135 264V263H134ZM138 264V263H137ZM159 264V263H158ZM219 264V263H218Z\"/></svg>","mask_w":264,"mask_h":264}]
</instances>
